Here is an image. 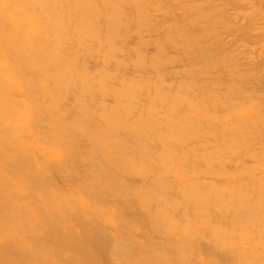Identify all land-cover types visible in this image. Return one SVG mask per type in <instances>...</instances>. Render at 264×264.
<instances>
[{"label":"bare ground","instance_id":"bare-ground-1","mask_svg":"<svg viewBox=\"0 0 264 264\" xmlns=\"http://www.w3.org/2000/svg\"><path fill=\"white\" fill-rule=\"evenodd\" d=\"M0 264H264V0H0Z\"/></svg>","mask_w":264,"mask_h":264}]
</instances>
